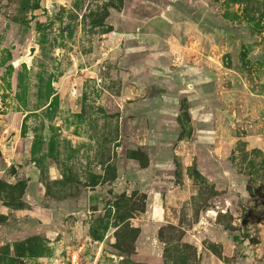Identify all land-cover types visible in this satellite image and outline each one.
Instances as JSON below:
<instances>
[{
    "label": "rangeland",
    "instance_id": "1",
    "mask_svg": "<svg viewBox=\"0 0 264 264\" xmlns=\"http://www.w3.org/2000/svg\"><path fill=\"white\" fill-rule=\"evenodd\" d=\"M0 264H264V0H0Z\"/></svg>",
    "mask_w": 264,
    "mask_h": 264
},
{
    "label": "water",
    "instance_id": "2",
    "mask_svg": "<svg viewBox=\"0 0 264 264\" xmlns=\"http://www.w3.org/2000/svg\"><path fill=\"white\" fill-rule=\"evenodd\" d=\"M30 51H32V50H30Z\"/></svg>",
    "mask_w": 264,
    "mask_h": 264
}]
</instances>
